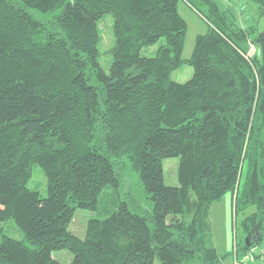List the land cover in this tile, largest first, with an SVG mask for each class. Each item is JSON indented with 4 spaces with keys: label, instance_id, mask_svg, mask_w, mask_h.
Returning <instances> with one entry per match:
<instances>
[{
    "label": "trees",
    "instance_id": "obj_1",
    "mask_svg": "<svg viewBox=\"0 0 264 264\" xmlns=\"http://www.w3.org/2000/svg\"><path fill=\"white\" fill-rule=\"evenodd\" d=\"M17 1L0 0V264H62L53 253L64 249L71 264H221L208 214L228 193L236 215L256 208L243 221L256 242L242 250L263 240L264 31L221 0ZM180 1L208 25L189 59ZM251 1L264 17V0ZM162 38L155 56H141ZM185 64L192 78L175 81ZM169 158L179 159V186L165 182ZM34 165L45 199L28 187ZM126 172L151 209L133 196L102 207ZM78 209L99 215L82 237L71 231ZM8 221L24 239L4 233Z\"/></svg>",
    "mask_w": 264,
    "mask_h": 264
},
{
    "label": "rangeland",
    "instance_id": "obj_2",
    "mask_svg": "<svg viewBox=\"0 0 264 264\" xmlns=\"http://www.w3.org/2000/svg\"><path fill=\"white\" fill-rule=\"evenodd\" d=\"M74 2L76 0H70ZM223 5L232 8L238 15V18L243 24L247 21V27L257 26L259 31H264V17H260L258 13V5L251 0H221ZM14 2H18L14 0ZM178 10L181 16L188 24V31L183 51V58L189 59L192 57L197 37L205 34L208 25L202 16L190 8L185 2L180 1ZM37 19L47 21L48 16L41 13L39 10L31 9L30 11ZM114 18L112 15H106L101 23L104 45L100 56V63L107 71L110 66V55L108 50L114 45V36L112 27ZM165 44V38H162L157 44L149 47H144L141 50V56L153 57L156 55L160 46ZM105 50V51H104ZM251 53H258L259 58H262L261 50L252 47ZM109 61V62H108ZM108 62V63H107ZM193 76V68L190 65H183L173 73V79L177 82H187ZM179 166V159L169 158L164 161L165 168V182L169 186H179L177 179V171ZM31 190L40 193L43 199L48 197V181L47 177L38 165H34L32 177L28 183ZM135 197L138 204L144 209H151V204L146 199L144 188L140 180L126 172L123 178L121 187L118 190L108 189L101 196V205L103 208L111 209L115 201H129V197ZM256 211L255 207H251L246 213L235 214L234 212V197L232 193L226 194L219 201L214 202L209 210L208 218L210 223V239L211 244L218 250L220 254L226 255V258L221 264H264V238L263 240L251 248L247 253L242 250L243 244L246 243V233L243 229L244 219ZM98 213L90 210L78 209L75 213L71 231L79 236H84L86 226L91 218L98 217ZM4 233L14 239L22 240L24 235L16 226L14 221H8L4 224ZM1 242V237H0ZM236 242H238V259L236 255ZM53 258L62 264H71L74 255L71 251L57 250L53 253ZM158 264V263H157Z\"/></svg>",
    "mask_w": 264,
    "mask_h": 264
},
{
    "label": "water",
    "instance_id": "obj_3",
    "mask_svg": "<svg viewBox=\"0 0 264 264\" xmlns=\"http://www.w3.org/2000/svg\"><path fill=\"white\" fill-rule=\"evenodd\" d=\"M255 232H257V230H255ZM255 232L246 237L247 246H250L253 242H256L257 234H255Z\"/></svg>",
    "mask_w": 264,
    "mask_h": 264
},
{
    "label": "crops",
    "instance_id": "obj_4",
    "mask_svg": "<svg viewBox=\"0 0 264 264\" xmlns=\"http://www.w3.org/2000/svg\"><path fill=\"white\" fill-rule=\"evenodd\" d=\"M208 30V29H207Z\"/></svg>",
    "mask_w": 264,
    "mask_h": 264
}]
</instances>
